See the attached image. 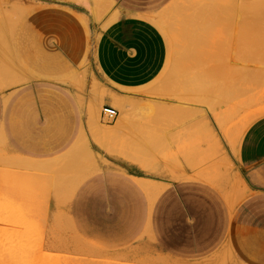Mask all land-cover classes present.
<instances>
[{
    "label": "rangeland",
    "instance_id": "obj_1",
    "mask_svg": "<svg viewBox=\"0 0 264 264\" xmlns=\"http://www.w3.org/2000/svg\"><path fill=\"white\" fill-rule=\"evenodd\" d=\"M46 1L51 0H0V58L10 53L26 16ZM95 1L101 16L114 7L108 0ZM186 3L173 0L160 13L157 26L168 44V60L138 100L111 105L120 113L117 121H103L101 111L108 103L103 93L91 89L90 105H96L92 119L99 134L96 140L91 137L87 162L59 164L58 170L34 169L5 157L7 152L0 148V264H241L227 249L197 261L164 254L147 223L148 212L141 209L183 181L221 185L236 171L229 149L235 150L246 129L264 116V49H250L244 66L234 64L216 41L227 29L228 15L190 11ZM212 3L205 0L204 6ZM101 20L96 18L97 23ZM244 20L239 31L246 26L264 37V12ZM223 60L234 92L227 101L212 92L204 94L205 102L216 101L213 111L200 101L195 81L202 78L209 84ZM87 75L85 71L83 84ZM250 99L258 102L248 104ZM99 160L111 168L127 167L142 178L139 201L136 187L122 189L111 178V196L106 199L119 209H105V200L96 195L84 198L80 192L86 176L95 174ZM84 167L91 171L86 174ZM122 201L133 210L120 209Z\"/></svg>",
    "mask_w": 264,
    "mask_h": 264
},
{
    "label": "crops",
    "instance_id": "obj_2",
    "mask_svg": "<svg viewBox=\"0 0 264 264\" xmlns=\"http://www.w3.org/2000/svg\"><path fill=\"white\" fill-rule=\"evenodd\" d=\"M108 1L114 7L102 16L95 0L42 2L19 26L10 53L0 58L5 157L34 169L87 162L91 137L99 134L91 89L103 93L108 106L114 100L133 103L163 71L168 44L157 19L173 0ZM229 152L236 171L221 185L187 180L142 204L164 254L197 261L227 249L241 264H264V116ZM98 163L93 175L83 169L89 172L84 198L96 195L105 209H119L106 199L111 178L122 189L136 187L139 201L141 177L127 167ZM120 205L133 210L128 202Z\"/></svg>",
    "mask_w": 264,
    "mask_h": 264
},
{
    "label": "bare ground",
    "instance_id": "obj_3",
    "mask_svg": "<svg viewBox=\"0 0 264 264\" xmlns=\"http://www.w3.org/2000/svg\"><path fill=\"white\" fill-rule=\"evenodd\" d=\"M204 1L205 0H187L186 5L189 7L190 11L193 10V11H197V12H203L204 14L212 12L213 14H216L217 17H219L220 15L222 16V14L228 15V17L226 19L227 20V29L221 31V33H219V35L216 36L217 37L216 41L218 44L217 47H222V48H218V49H220L222 51L224 56H228L231 54L230 56L233 57L234 64L237 61V62H239L237 64H240L242 67V66H244V63H243L244 62V56H245L244 54L246 51H248L250 49H264V37H261L257 34H254L255 32L247 31L246 26H245V28L242 29V31H239L237 29V26L239 24L243 25L242 27H244V25H245L244 21H246V20H244V18L248 14H252V13L258 14V13L264 12V5L261 6L262 0H213L212 5L209 4L208 6H204ZM3 14H6V13H3ZM15 14H16V12H15ZM11 19H13V18H11ZM9 20H10V18H9ZM246 23H248V22H246ZM0 26H1V24H0ZM3 26H5V25L3 24ZM6 27L4 29H6ZM1 33H2V31H1ZM256 33H258V32H256ZM224 37H225V39H224ZM5 38L6 37H4V39ZM222 41H225V43H227V44L224 45L222 43ZM215 53L217 56L220 57V52H218L216 50ZM228 60H230V58H228ZM224 62H227V60L226 61L223 60L220 67L214 69L213 80H211L209 82V84H207L205 82V80L202 78H200L199 80L197 79L195 81V83H196L195 88L197 90L196 92H198L201 96L200 101L203 104L204 103L208 104L209 108L213 111H214V109H216V105H217L216 101L205 102L204 100H202V98H204V94L208 93L210 95L209 92H212L213 95L216 96V98L223 96V98H225V100L227 101L230 97L229 94L231 92H234V89L231 86V84L230 83L227 84V82H228L227 79H228V77H231V76H229L230 74L227 75V71L223 72V68H224L223 66L225 64ZM259 66H260V64H259ZM240 71L242 72L243 70H240ZM221 72H223V73H221ZM238 73H240V72H238ZM114 101L117 103L119 102L118 100L117 101L114 100ZM256 102H258V99H250L247 103L253 104ZM115 105H118V104L115 103ZM201 115H204V113L202 112ZM203 117H205V116H203Z\"/></svg>",
    "mask_w": 264,
    "mask_h": 264
},
{
    "label": "built area",
    "instance_id": "obj_4",
    "mask_svg": "<svg viewBox=\"0 0 264 264\" xmlns=\"http://www.w3.org/2000/svg\"><path fill=\"white\" fill-rule=\"evenodd\" d=\"M118 115L119 112L114 107L108 105L103 106L101 116L103 121H105L106 123L111 124L115 122L118 118Z\"/></svg>",
    "mask_w": 264,
    "mask_h": 264
}]
</instances>
